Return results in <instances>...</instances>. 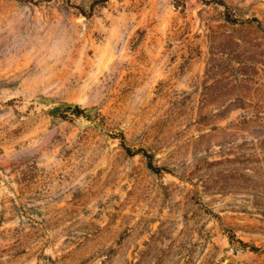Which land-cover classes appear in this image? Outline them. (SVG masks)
<instances>
[{
	"label": "rangeland",
	"instance_id": "rangeland-1",
	"mask_svg": "<svg viewBox=\"0 0 264 264\" xmlns=\"http://www.w3.org/2000/svg\"><path fill=\"white\" fill-rule=\"evenodd\" d=\"M0 264H264V0H0Z\"/></svg>",
	"mask_w": 264,
	"mask_h": 264
},
{
	"label": "trees",
	"instance_id": "trees-1",
	"mask_svg": "<svg viewBox=\"0 0 264 264\" xmlns=\"http://www.w3.org/2000/svg\"><path fill=\"white\" fill-rule=\"evenodd\" d=\"M73 108H74V110L76 112H83V108L79 107L78 105H75ZM138 151L143 152V154H145L148 157V164H149L150 167H152L153 165L151 163V155H150V153H148L144 149H138L137 151H134V152H138Z\"/></svg>",
	"mask_w": 264,
	"mask_h": 264
}]
</instances>
